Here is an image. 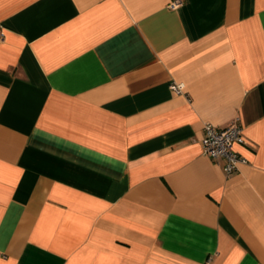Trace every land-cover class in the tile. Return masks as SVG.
I'll use <instances>...</instances> for the list:
<instances>
[{"label":"crops","instance_id":"0c3cea01","mask_svg":"<svg viewBox=\"0 0 264 264\" xmlns=\"http://www.w3.org/2000/svg\"><path fill=\"white\" fill-rule=\"evenodd\" d=\"M170 1L0 0V264H264V0Z\"/></svg>","mask_w":264,"mask_h":264},{"label":"built area","instance_id":"2783aa9c","mask_svg":"<svg viewBox=\"0 0 264 264\" xmlns=\"http://www.w3.org/2000/svg\"><path fill=\"white\" fill-rule=\"evenodd\" d=\"M182 4V0H172L169 8L175 9ZM5 40V31L0 27V42ZM172 91L182 93L184 84L171 82ZM202 152L217 162L221 163L226 174L233 172L240 163L246 162L235 149L237 144L245 143L243 128L239 123V117L234 119L225 127L218 128L210 122L203 124V136L200 140Z\"/></svg>","mask_w":264,"mask_h":264}]
</instances>
